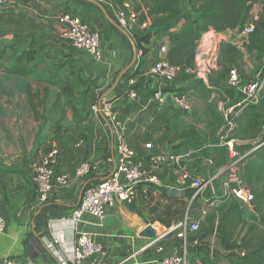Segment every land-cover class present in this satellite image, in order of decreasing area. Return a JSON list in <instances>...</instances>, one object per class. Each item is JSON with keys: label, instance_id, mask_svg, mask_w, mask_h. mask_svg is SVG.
<instances>
[{"label": "crops", "instance_id": "1", "mask_svg": "<svg viewBox=\"0 0 264 264\" xmlns=\"http://www.w3.org/2000/svg\"><path fill=\"white\" fill-rule=\"evenodd\" d=\"M123 1L126 0H105L102 3L105 11L92 0H6L0 9V125L5 124L10 135L7 144L0 141V213L6 220V230L0 233V264L12 258L58 264L55 256L36 242L52 234L61 238V244L56 246L60 254L64 258L71 256V244L76 238L72 211L81 191L88 182L108 177L115 166L112 122L90 109L102 98L109 101L144 169L152 170L163 184L141 182L134 202H119L107 209L105 216H113L114 225H103L96 217L86 214L79 223V231L90 233L101 246L98 264H162L165 257L176 253L181 246L175 232L164 236L157 245L149 244L163 233L155 229L161 224L157 216L170 202V195L182 193L190 184V175L201 165L191 163L186 170L171 166L155 169L149 165L147 155L184 148L180 144L183 139L174 138L173 129L183 119H194L191 118L194 107L198 101L205 100L202 98L204 89L200 81L187 76L174 84L153 78L156 87L162 85L166 90L165 104L151 102L144 84L138 97L129 96V80L137 68V61L131 66L135 58L133 34L118 23L119 11L124 9ZM127 1L134 9L142 2ZM253 10L262 11L259 4ZM65 11L82 16L100 32L102 60L75 49L62 37L65 25L59 16ZM169 33L158 34L151 41L138 77L146 75L161 56L160 47L169 44ZM7 45L11 47L10 61L4 62L2 52ZM28 51L34 52L33 61L29 63L37 66L34 74L23 77L4 72V66L12 65L16 55ZM56 63L58 66L51 69ZM222 68V65L215 67L211 75L215 80L208 87L213 90L210 97L207 95L208 103L216 108L222 102L230 106L239 98L228 85V78L218 79ZM39 75L46 79L41 86L36 82ZM63 76L74 92L70 102L60 82ZM19 79H30L31 84L19 83ZM54 86L57 92L53 91ZM179 89L190 94L192 109L181 110L176 106L173 97ZM38 91L43 102L41 106L37 105V98L29 99V92L33 97ZM3 133L0 130V140ZM81 139L83 143L78 146ZM37 140L44 148L39 151L41 155L48 147H59L58 169L69 175L68 185L57 187L46 202L39 200L30 171ZM150 142L154 144L151 150L146 148ZM18 153L25 154L24 158L19 160ZM83 162L90 163L91 171L85 177L76 176L75 171ZM209 235L200 233L196 240L190 241L191 264H231V251Z\"/></svg>", "mask_w": 264, "mask_h": 264}, {"label": "built area", "instance_id": "2", "mask_svg": "<svg viewBox=\"0 0 264 264\" xmlns=\"http://www.w3.org/2000/svg\"><path fill=\"white\" fill-rule=\"evenodd\" d=\"M98 3H104L105 0H93ZM6 0H0V9L5 5ZM123 8L119 11L118 23L131 32H144L151 27L153 23L150 18L141 21L139 13L126 0L122 2ZM254 8V7H253ZM259 13L252 9L251 17L239 29V36H248L256 29V22L259 19ZM60 22L65 25L62 37L67 40L75 49L86 51L96 60H102L104 55L101 49V34L93 28L82 16L62 12L59 16ZM210 30L204 33L203 43H200L196 49L195 64L192 67L177 66L171 64L165 55L168 52L169 44H163L160 47L161 56L152 64L150 70L144 77L159 78L168 84H174L181 78L187 76L203 82L210 87V75L213 73L219 57V45L215 44L214 36H206L212 33ZM235 33H237L235 31ZM219 34V33H218ZM222 36L219 34V40ZM219 41V43H220ZM137 67L142 51H136ZM138 81L137 77H131L129 80L128 94L132 98L140 95V89L134 88ZM228 85L234 89L237 97L234 104L226 106L223 102L219 104L218 110L224 115L225 122L217 132V141L213 147H224L228 157L225 168L210 171L206 177L199 175H190L189 187L195 189L193 196L189 200L187 211L184 218L172 226L165 227L163 233L154 238L150 245L157 243L166 235L175 232L181 241V246L173 255L167 256L162 260V264H191L189 257V243L196 240V235L201 230V224L209 215V210H214L212 226L216 230L220 220L219 208L224 199L236 200L240 204L247 205L253 210L254 194L242 183L237 176L236 170L243 160L264 146V124L260 130L259 137L254 141H245L234 137L233 131L236 127V120L241 110L249 104H258L262 88L264 87V73L259 70L257 74L249 81H243L236 68L229 71ZM147 92H152L148 97L151 102L156 104H165L167 101L166 90L160 85L157 86L153 80H147L144 84ZM240 96H242L240 98ZM176 106L181 110H190V96L186 90L179 89L173 97ZM92 111L109 118L112 122V138L114 148L115 166L112 173L103 179L88 182L79 198L77 205L72 211L71 221L75 232V241L71 244L72 254L69 258H64L57 250L56 246L61 244V238L52 234L51 237L42 238L43 246L55 256L58 264H98V255L101 253V246L95 241L88 232L79 231V223L86 214L96 217L100 221L106 215L107 209L115 206L117 203L134 202L138 196V186L141 182L147 180L157 185H162L163 181L152 170H146L143 167L142 160L137 156L126 138V132L121 122L116 119L112 112L110 103L105 98L96 100L92 106ZM83 143V139L78 142V146ZM250 143L251 147L246 151H241L239 146ZM152 142L146 145V148L153 149ZM204 146L189 149H179L171 153H151L147 155V161L152 168L161 169L166 166L184 169L189 164L194 163L199 158ZM61 151L59 147H53L50 152L39 162L32 165L33 181L36 193L41 202H46L57 187L67 186L69 175L58 169ZM217 156L210 160L216 164ZM235 167L236 170H235ZM234 169V172L227 171ZM91 171L89 162L81 163L75 175L79 177L87 176ZM189 175H187L189 177ZM218 184V186H217ZM2 194H0V200ZM204 204L200 215L191 214L190 208L194 204ZM6 230L5 217L0 213V233ZM5 264H41L39 261L28 258L25 261L17 259H8Z\"/></svg>", "mask_w": 264, "mask_h": 264}, {"label": "trees", "instance_id": "3", "mask_svg": "<svg viewBox=\"0 0 264 264\" xmlns=\"http://www.w3.org/2000/svg\"><path fill=\"white\" fill-rule=\"evenodd\" d=\"M141 1V3L135 5V11L139 13L141 21L150 18L153 27L144 32H133L136 49L137 51H142V56L139 58V65L132 77H137L140 73L143 61L149 52L148 46L156 35L170 32L169 49L165 59L173 65L192 67L195 64L197 44L202 35L210 30H215L222 36L219 46V65L224 68L225 65L230 66L236 62L237 56L241 53L240 48L236 45V40L240 37L246 50H255L256 54L262 58L263 62L260 64L259 70L264 73V0ZM256 4L261 6L262 11L256 22L255 31L248 35L249 37L239 36V32L235 33V30L237 28L241 30L244 24L248 22L251 17V11ZM65 12L73 13L70 11ZM179 24H181L180 27ZM152 28L155 29L151 30ZM245 37H248V39H245ZM33 53V51H28L16 55L12 65L4 66V72L23 77L34 74L37 66L34 63L32 65L29 64L33 61ZM231 69L232 67L226 68V70L223 69L218 79H227ZM211 75L210 82L215 80ZM145 81H147L146 77H138L134 88L141 90ZM36 82L41 86L42 83H46V79L44 76L39 75V80ZM65 94L69 97L66 90ZM40 95L41 93L38 91V93L34 94L35 97H32L29 92V99L32 101L33 98H37L39 100L37 105L41 106L43 102L39 98ZM34 108L35 113H37L36 105ZM212 116L214 132H218L221 125L225 122L224 115L214 109ZM236 122V127L233 131L234 137L249 142L259 137L260 130L264 124V87L260 94L259 103L245 106L237 117ZM250 147V143H245L238 148L241 151H246ZM214 150L216 151L217 165L227 163L228 157L225 156V148L217 146L214 147ZM223 154L224 158H221ZM202 155L203 153L199 157H202ZM236 173L242 183L254 194L253 210L249 216L251 224L240 242H235L233 237L238 229V223L243 218V213L238 208V205L236 206L238 212L237 210L234 212L230 210L232 208H229L224 218L222 216L219 220L221 222V236L218 240L222 242L224 248L231 251L229 254L231 264H264V146L248 156L246 160H243ZM194 191V188L187 186L182 189L180 194L179 192H172L169 197L170 202L157 216V220L168 227L182 220Z\"/></svg>", "mask_w": 264, "mask_h": 264}, {"label": "rangeland", "instance_id": "4", "mask_svg": "<svg viewBox=\"0 0 264 264\" xmlns=\"http://www.w3.org/2000/svg\"><path fill=\"white\" fill-rule=\"evenodd\" d=\"M184 9H186V7H184ZM147 10V9H145ZM259 15L260 12L258 11ZM155 28H152L151 30H154ZM205 34L202 35V37L200 38L198 44H197V48L200 45V43H203L204 40V36ZM211 35L214 36V42L215 44L219 45L221 44V41L219 40V34L218 32H216L215 30L211 33ZM249 37V36H248ZM248 37H245V39H248ZM242 38H238V40H236V45L240 48V55L237 56L236 58V62H234L233 64L229 65H225L223 69L226 70V68H236L238 70V72L241 75L242 80H246V79H250L252 77H254L260 67V64L263 62L262 58H260V56H258L255 52V50H246L244 48L243 45V41H241ZM220 41V43H219ZM7 49L4 50L3 55V61L4 62H8L10 61V50L11 47H6ZM196 48V49H197ZM6 52V54H5ZM220 62V55L218 57L217 63H216V67L219 65ZM49 66V65H48ZM53 66V65H51ZM58 66V64H54V67H51V69H54ZM50 67V66H49ZM35 79V78H34ZM33 79V80H34ZM58 79V78H56ZM146 80H153L151 78H148ZM9 81H14L12 79H10ZM19 83H23L25 85L31 84V80H22L19 79L18 80ZM60 82L62 83L63 86H65V90L68 92L69 97L68 98V102H70V100H72V97L74 96V92L73 90H71L70 86L67 85L68 82L66 80V76L60 77ZM200 86H202V88L204 89V93L205 94L202 98H204L205 100H201L200 102H197V106L194 107L193 112H192V117L194 118L193 120H186L183 119L181 122H178V124L176 125V127L173 129V136L176 139H183L181 141L180 144H182L181 146L184 147L185 149H189V148H197V146H204L206 148H203V150L201 151V153H203L202 157H199L195 160L194 164L196 165H201L195 172V175H199L201 177H206L210 174V171L213 170H218L219 168H225V164L221 165H217V161H215L216 164H212L210 162L211 159L214 158V156L216 155V151L214 150L213 144L214 141L217 140V132H214L213 129V116H212V111L215 109L216 111H219L218 108H216V105H214L213 103H208V98L210 97L209 95L211 94L210 91H213L211 89H209L206 86H203V82L200 81ZM55 87V86H54ZM73 89V88H72ZM64 90V92H65ZM55 92H57V87L54 88ZM188 93V92H187ZM189 94V93H188ZM58 95V93L56 94ZM209 97H208V96ZM190 96V94H189ZM217 99H220L217 97ZM221 100V99H220ZM190 101H191V97H190ZM212 105V106H210ZM191 106H192V102H191ZM210 107V108H209ZM215 107V108H212ZM91 109V107H90ZM192 109V108H191ZM92 110V109H91ZM220 112V111H219ZM0 130L3 131V138L2 140H0L2 143L7 144L8 140L10 139V135L6 132V126L5 124H1L0 125ZM35 153H34V160L32 161V163H39L41 159H43V155L47 154L48 151L52 148V147H48L47 151L44 152V154H40L39 151L43 150L44 148L40 147V141L37 140L35 142ZM18 159L21 160L24 158L25 154H21L18 153L17 154ZM205 156V157H203ZM226 156V154H225ZM221 158H224V154L221 155ZM220 158V160H221ZM32 163H31V168H32ZM237 167H235L236 170ZM32 172V169L30 170ZM229 174L234 172V169L227 171ZM218 186V184H217ZM230 199H224L222 206L219 208L220 211V219L221 217L225 216V213L227 212V210L229 208H232L230 210L232 211H236L237 210V205L239 206L238 208L242 211L243 213V218L240 220V222L238 223V229L236 230V233L233 237V240H235V242H240V240L245 236L248 226L251 224V220H250V214L252 213V211L249 209V207L247 205L244 204H238L236 200L232 199L229 202ZM227 202H229V207L227 206V208H224L227 205ZM205 207L204 204H194L193 206H191L190 211L191 214L193 215H200L202 209ZM238 212V210H237ZM214 214V210H209V215L205 218L204 222L201 224V230L200 232L197 234V237L199 236V234H205V233H209L210 237H214L216 239H219V237L221 236L220 234V226H221V222L219 221V225L216 228V230L213 229L212 223L213 220H215V216H213ZM222 218V220H224ZM161 223V222H160ZM162 224V223H161ZM161 224H157L156 225V230L157 232L159 231H164L165 228L161 225ZM167 226V225H166ZM200 244V243H199ZM200 246V245H199Z\"/></svg>", "mask_w": 264, "mask_h": 264}, {"label": "water", "instance_id": "5", "mask_svg": "<svg viewBox=\"0 0 264 264\" xmlns=\"http://www.w3.org/2000/svg\"><path fill=\"white\" fill-rule=\"evenodd\" d=\"M93 1V0H92ZM99 7H100V9L102 10V11H105V9H104V7L102 6V4L101 3H98V2H96V1H94ZM236 32H238L239 31V29L237 28L236 30H235ZM134 49H135V58H134V60H133V62H132V64H131V66L136 62V59H137V54H136V51H137V49H136V45H134ZM130 66V67H131ZM128 69V68H127ZM112 143H113V138H112ZM85 186H86V184H85ZM84 186V187H85ZM84 187H83V189H82V191H81V194H82V192H83V190H84ZM102 222H103V225H114V222H115V218L113 217V216H105V217H103L102 218ZM36 242L39 244V245H41V247H42V249H45L44 248V246H43V244H42V242L40 241V240H36Z\"/></svg>", "mask_w": 264, "mask_h": 264}, {"label": "bare ground", "instance_id": "6", "mask_svg": "<svg viewBox=\"0 0 264 264\" xmlns=\"http://www.w3.org/2000/svg\"><path fill=\"white\" fill-rule=\"evenodd\" d=\"M206 36H211V33L209 35H206Z\"/></svg>", "mask_w": 264, "mask_h": 264}]
</instances>
